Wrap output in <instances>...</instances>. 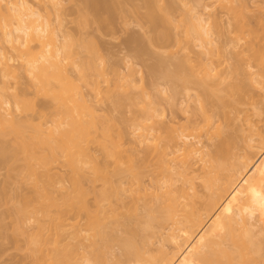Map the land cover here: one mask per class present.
<instances>
[{
	"label": "rangeland",
	"instance_id": "obj_1",
	"mask_svg": "<svg viewBox=\"0 0 264 264\" xmlns=\"http://www.w3.org/2000/svg\"><path fill=\"white\" fill-rule=\"evenodd\" d=\"M29 1L30 2L31 1L36 2V0H29ZM145 1L146 0H142V1L141 0H94V1L89 0V2H87V0H84V1L83 0H62V2H61V0H59L60 6L62 5L61 6L62 9L60 10L62 12V14L60 15V17H59L60 20L58 19V21L61 22V28H62V31L64 32V35L62 37L63 39L58 38L57 41L55 40V42L58 43L59 40L65 41V44L66 43L68 44L67 45L68 49L70 48L69 45H71L72 52L70 50L69 51L73 54V55L72 54L71 55L73 56V59H74L73 60L71 57V60L75 62L76 60L79 59L77 61L79 64L77 62L76 63L73 62V64L70 61H69V63L67 62L68 64L66 63V66H68L69 69L66 66H65V69H66V71L68 70L67 72L69 74H71L72 79L75 80L73 82L75 84L77 83L76 85L80 87L79 89H81L80 91H82V95L84 96V99L87 102L85 104L88 105V107L85 105L86 107L84 106L85 107L84 108L83 107L84 104L79 105L80 102L77 103L75 101L74 102L75 104L71 102V105L74 104V106L73 105L71 106V105H68V104H70L69 100H67L68 104H66V107L68 109L72 108L71 110L73 111L74 114L77 113L76 117H78V115H79L78 118H76L75 116H74L75 118L72 117V120L76 121V122L79 121L78 123H80V126L82 127L83 134H85V131H86V134H85L86 137L83 136L84 139H81V141L83 140L82 141L83 144L80 143L81 141L79 142L80 146H81V144H82V146L79 147V145H78L79 151L77 152L78 158L80 156L84 162L79 158L80 162L78 164V166H79V169H77L78 172L74 171V173H71L73 171V168H74V170H76L75 167L67 168V165L65 166L64 165L65 163L64 162H63L64 164L62 163L63 159L59 158V157H61L59 154L58 159H57V156H55L57 161H55L56 159H53L54 157H52L51 159L48 158L47 161H49V163L52 166L48 167V164H47L44 167H41V163H39V164H35V166H37L36 169L38 168V165H39L40 168L38 170H40V169L42 170L43 168H44L43 170H46L45 167L47 166L50 169V170L48 169L49 170L48 172L50 174H52L54 178H57L59 176L58 178H60L62 180L61 181L60 179L57 180V179L52 178L53 180H56L54 182H56L57 185H60L57 183V181L61 182V183L65 181L62 184V186H63V188L66 187V189H68V191L70 189L72 190V188L74 186V188H76V189L73 188V190H75L74 194L78 195V196L77 195L76 196H77V198H79L81 204L82 205H86V204L89 205L87 214H88V217L90 216L89 218H91V216L96 215L94 213L95 210H94V195H93L95 185L93 186V184H95V183L97 185H99V184H98V182H95L94 180L92 181V179H93L92 175H93L94 171L98 170L97 166L99 167V169H101L105 165L106 168L104 166L103 169L105 168V170H108L107 172H111L113 174L112 179L122 178L121 180H123V182L126 183V182L130 181L131 176L129 175V177H128L127 173H129V172L127 170L124 171L123 169L127 168L128 165H131V166H133L135 171L139 172V174H140L139 175V181H140L141 185L144 186V188L149 189L152 186L155 188L157 186H161V184H160L161 180H158V179L164 178V177H161L162 175L163 176L165 175V177H167L172 172L171 171L170 172H164V174H162L161 173L162 171L159 169L160 166L156 167V165H155L156 161H159L158 160L159 158L157 159V157H159V156H157V153L160 152L162 149H164V146H166V145H168V146H166V147H168L167 150H170L169 146H172V147L174 146V145H172V142H171L172 140L170 139V135L172 133L170 131L168 134V131H169L168 129H171V127L179 126L176 129L181 130V128H180L181 125L187 124L186 121L190 120L192 128L194 129V127H196V128L198 127V129H194V130L190 129L192 131H190V130L185 131L184 130L182 133L184 134V132L188 131L187 134H189L190 132H192L193 134H196L194 138L198 139L201 142V145L208 146L207 147V148H209L208 150L212 151L213 153L216 154V156H218V160H219V162H221L223 164V166H224L225 161L221 160V158L225 159V160L228 159L227 160L228 163L225 162V166H227V167L224 166L225 170L223 168V170L219 171L221 173V176L219 175L220 174L219 172H218L219 174H217V176H219L218 177L219 178V180H218L219 184H220V182L223 181L225 183V185H224V183H222L224 185V186L223 185L222 186L226 187L227 186L226 183L229 184L228 181H230V183H231V179L227 180V178L233 177L232 180L235 179V177H234L235 173L238 171L236 173V179H238L240 181H238L239 183H237V180L235 179L234 183H231L232 187L233 188L237 187V189H241V193L245 194L246 196H247V194H249L250 195V197L248 196L249 198L252 197L250 199L251 201L248 202L246 200L245 195L244 196L241 195L242 197H245L244 199L243 198L242 199L246 200V202H248V204H244V201H243L242 205L244 206V208L240 209V213L241 212H243V213L241 215L240 214L239 215L243 218V220H245L249 224L253 225L254 229L256 231H261V232H259L260 234H257L258 236H255V238H257V239L259 238L261 240L258 243L259 246H261V244H262V246L264 247V242H263L264 241V142H262V140L264 139V86H262V84L261 85L256 84V86H257L256 87L255 82H252L254 79L259 80L260 74L261 75H262V73L264 74V67L261 68L262 65L264 66V54L262 52V51H264V0H230L231 3H230V1L227 2V0H224V1L223 0H200L201 3L198 2V0H170V2L167 0H163V2H164L163 4H162V0L161 1L159 0V2H161V4L159 3L160 4L159 6L162 7L163 11L160 10V8H158L159 6H156L153 3H152V6L155 5L160 10V12L163 13V16L166 15L167 21H169V23H170V24L166 23L167 22V21L165 22L166 19L164 20L162 18L163 16H161L162 13L160 14L158 9H156V7L153 6V8H154L153 12H155L153 14L155 16L157 15V17H155V18H157V21H158L157 23L160 25L155 23L156 20H154L155 25H153V23L151 22L152 19H150V21L148 20L150 17H149V14H147V12L149 10L147 11L144 8L146 6ZM37 2H40L39 7H41V12L44 9L42 6H44V4L46 5L44 7H47L48 10L45 11V9H44V12H42L43 13L42 15L46 17V15L44 13L49 11L50 17H48L49 15L47 13V15H48L47 19L51 22L52 26L54 24L57 25V22H58L57 18L53 14L54 12L50 8V4H48V0H39V1L37 0ZM221 2H223V3H221ZM224 2L226 3V5ZM84 3H86V5ZM167 3H170L172 7L170 5H168ZM87 4H89V5H87ZM197 4H198V6H197ZM232 4H233V6H231ZM167 5H168V7H167ZM189 5H191V7L197 6L196 7L197 10L198 11L200 10V12L202 11V13L204 12L203 7H205V6L207 7V9H206L207 11L205 10L203 15L205 16V19L207 20V22L209 19L208 23H210V24L209 25L207 24V25L208 26L212 25L210 27H207V28H210V30H211L212 35L210 33L209 39L212 42H210V44H209L210 47H209V45L207 46V48L209 47V50L204 46H202V47L207 49L208 51L204 50L207 52H209L212 49L210 51L211 53L209 52V54H207V53L205 54V52L203 51L204 48H202L200 50V48L198 47L199 43L197 42V40L195 41V39H194V37L196 38V35L194 36V34H195L194 29H192L191 25L189 26V24H186V23H191V21L189 20L190 18L188 16L189 12L185 11L186 9L188 10L190 8ZM184 6H185V9H183ZM186 6H188V8ZM241 6H242V8H241ZM163 7L167 8V9H165L166 12H164ZM234 7H235V9H234ZM146 8H147V6H146ZM50 10L52 11V13ZM84 10H85V12H84ZM185 12H187L188 15L184 14ZM164 13H168L169 17H171V18H169L168 15L164 14ZM207 13H209V14L207 15ZM159 14H160V16H159ZM213 14H216V16L218 18H216V16H215V18H213ZM84 15H85V17H82ZM184 15H187L184 17L185 19L183 18ZM158 16L161 19H163L164 24H163V22L160 23L161 19H158L159 18ZM209 16H211V17H209ZM230 16H232V17L229 18ZM233 17L236 18L237 22L239 19V23L235 22L236 20H234ZM82 18L83 19L85 18V20H83ZM168 18H169V20H168ZM186 18L190 22L186 21ZM211 18L214 20L217 19L219 22L217 21L216 22L217 24L214 25L213 20ZM228 18H229V20L232 19L234 21L231 20L230 21L231 23H230L227 20ZM257 18H259L258 21L260 23L257 21ZM55 19H56V21H55ZM170 20H172V21H170ZM178 21H180V22H178ZM255 21H257V22H255ZM81 22H83L82 23L83 25L81 24ZM85 22H86V24H85ZM149 22H150V24H149ZM232 22L234 23L232 28H234V25H236V24H238L237 25L238 27L235 26L236 28H234V29L230 28L232 26ZM227 23H229V24L227 25ZM184 24H186V25H184ZM218 24H220L218 26V28H220V29H218L216 27ZM56 25H54V26H56ZM155 26L157 28H155ZM228 26H229V28H228ZM240 26L243 27V28H241V34L238 33V31L240 30L239 29ZM212 27H213V29H211ZM214 27H216L217 32L214 31L215 30ZM186 29H188L189 32L186 31ZM250 29H252V31ZM232 30H233V32H232ZM192 32H194V33H192ZM161 35H163V36L161 37ZM235 35H237V37ZM69 36H70V38H69ZM156 36H157V38H156ZM166 36H167V38H166ZM238 36L239 37L243 36V37H241L240 38L241 40H240ZM77 38H78V42L74 43V41H77ZM159 38H161V39L159 40ZM233 38L234 39L236 38L237 40L236 39L233 40ZM156 39L159 40V42ZM162 39H163V41H162ZM229 39H230V44H229ZM231 40H232V42H231ZM70 41L72 43H70ZM83 41L84 42L88 41L89 43L86 45ZM93 41H94V44H96V45L93 46L92 49H93V51L95 48L98 49V50L95 49V51L98 53H96L95 51L93 52L91 49V46L94 45ZM226 41H228L227 42L228 44L226 43ZM233 41L234 42L237 41V42L234 43ZM244 41H245V43H244ZM167 42H169V43H167ZM238 42H240V43H238ZM248 42L249 43L251 42V45L254 43L255 46L252 45V48H251L249 46V44H247ZM77 43L81 44V48H80V45H78ZM88 45L90 48L87 51ZM166 45H167V47H166ZM235 45L237 47H235ZM72 46L73 47L75 46V48L78 47L77 48L78 52ZM82 46H84L85 48ZM211 46H212V48H211ZM246 47H248V48H246ZM5 48H7V47L5 46ZM159 48H161V49H159ZM164 48L166 49V51ZM249 48H251L254 51H255L254 48H256V50L258 48V50L255 52L257 54H259L260 57H258L259 55H257V54L255 55V52L253 51L254 57H252V54L250 53L251 54V56H250L251 58H250L249 52H251L252 50ZM157 49H158V51H157ZM244 49L247 52L243 51ZM74 50L76 53H74ZM90 50H91V52H89ZM238 50L240 52L243 51L242 53L245 52L242 55V57H240L242 53L241 54H240V52L236 53ZM201 51H203V52H201ZM186 52H189V54H187V55H189L190 57L189 58L186 57L187 61L185 64L184 60H186L185 59V53ZM259 52H261V53H259ZM77 53H78V55H77ZM168 53L169 54L171 53V54L169 55ZM161 54L162 55L167 54L166 55L167 58L165 57V55L162 56ZM210 54L212 56H210ZM261 54H263V55H261ZM236 55H237V57H236ZM262 56H263V58H262ZM255 57H256V59L262 58L263 61H261L262 63L259 64L261 66H259V65L257 66V62H259V60H261V59H258L257 61H256V59H252ZM91 58H94V59H91ZM164 58H166V59H164ZM238 58H240V59H238ZM248 58H249V60H248ZM167 59H168V61H167ZM178 59H180V60H178ZM93 60H95V61H93ZM176 60H178V61L176 62ZM188 60H191V62ZM240 60H242V61H240ZM101 61H103V62H101ZM159 61H161V62H159ZM164 61H165V63H164ZM181 61H183V62H181ZM193 61L198 62L197 64L207 63L211 68H214L212 70L213 76L210 78V81L212 82V80H214V79H215V81L221 80L219 84L217 83V85H219L218 86L219 88L217 87V85H216V88L222 89V90L220 89L221 91L218 90L219 92H221L222 95L221 94L220 95H209V96L202 95L203 93L199 92L202 89L200 88L201 90H199L198 87H196V89H195L193 84L191 85L190 82H189V84L187 82V84L184 87V85L181 86L179 81H177L173 77H172V79L176 80V82H178V83H175V81L170 79V77L172 76V73L174 72L173 70H175L174 69L175 63L173 64L171 62H176L177 64L180 62H181L180 64L183 63L182 68L185 64L186 70L188 69L187 70V73H189L188 76H190L191 71L189 70V68H187V66H188L187 63L188 62L192 63ZM251 61L253 63L255 61V64L250 65L249 62L251 63ZM91 62H93V64H91ZM127 62H128V64H127L128 66H126ZM12 63H13V65H12ZM22 63L23 62L21 61V59L19 60V58H13V61L11 60V62H9V64L12 66L11 70L13 68L12 71L16 74V77L14 76V74H13V77L10 76L12 74H9V76H5V77L0 76V82H1V78H2V82H5V84L9 87V89L7 90V92H5L4 95L8 98L9 101H11V104H13L12 102H14V101H12V97H13L12 95H14V93H16L15 95L20 94L18 96L23 99V100H20V101H24V102H21V103H24L23 107L22 108L20 107L22 109V110L20 109L21 112L20 111H18V113L16 112L17 115H16V117L14 116L17 120L20 119V120H23L24 122H25V120H24L25 118H26V120L28 119L25 122V124H27L29 122L27 124V126L25 124L22 125L23 122L22 123L20 122L21 125L23 126V129H25L26 127H27V129H29L32 126V129H35V130L37 129V132L38 131L41 132V130L38 128V127H40L39 125H41L43 127V129L46 126H48L49 128H47V129H49V130L45 129L41 133L38 132L40 134L39 135L36 131H33L31 129L25 131L21 128L23 130V131L21 130L22 134L20 132L21 137H20V134L18 137H15L12 133L8 134L7 131L5 132V133H7V135L5 133H4L5 135H3L0 132V154H2V151L4 150L3 154L0 156V159H1V157L3 158L4 156H7V157H4L5 159L3 158L0 160V264H32L31 263L32 258L29 257V255H31L32 253H31V250H29L30 246L28 244H29V242L31 243L33 230L30 228L29 224L25 225L24 223L22 224V226L20 225L19 230L17 229V228H19V225L18 226L15 225V217H14L13 208H12V206L14 205L13 202H16V204L18 202V195H19L20 191H23L24 193L26 191L27 192L29 191L30 193L26 192L27 194L25 193V195L26 196L29 195L31 197L33 196V188H32L31 181L27 180L28 178H26V176L29 172V168L25 169V171H21L24 168H26V166L28 167L27 162H29L31 160V158H30V160L27 161L28 157H26L24 152H23L22 144L24 145V144L29 143V141L32 140V139H29V136L34 137L36 135L37 137H36V139L33 138L34 139L33 141L38 142L39 144L43 143V145L40 144V146L42 147L41 148L39 146V144H37L36 147L37 148L39 147V148L38 149L37 148L32 149L31 152H32V154L36 153L35 158H38L39 155H37V154H41V155L43 154L44 157H43V155L42 156L40 155V157L46 159L45 154L47 155L48 153H50V150L48 149L49 150V152H48V150L46 149L49 147V145L46 143H50L51 145H53L56 142L55 141L56 139L54 140L55 142L52 141L54 135L52 136L49 133V131H51L50 127L52 129L53 126H55V127L58 126V124H59L58 122H60V123L62 122L61 126H59L60 129L57 127L60 131L66 127L64 124V122H66V120H63L62 116H61L62 114H60V112L65 108V106L59 108V106H61V105L57 104L58 100L56 101V97L54 98V96L51 94L44 96L45 94L43 95V89H41L42 90V92H41L40 88L38 87V89L40 90L39 91L37 89V86H35L36 83L33 84L34 81L32 82V80L28 77V75H26L25 70H23L24 67L22 66ZM168 63L171 65H169ZM246 63L249 65H247ZM16 64H19L21 67L19 65L16 66ZM74 64H75V66H74ZM76 64H78V65H76ZM197 64L194 63V65H197ZM236 64H238V65L236 66ZM132 65H134V66H132ZM172 65H173V70H171ZM70 66H72V67H70ZM73 66H74V68H73ZM130 66H131V71H132V74L134 77L132 75L128 77V75H127V72H129V70H127V69H129ZM251 66H254V67H251ZM125 67H128V68H125ZM195 67H197V66H195ZM133 68H136V69L134 70ZM241 68L243 70L245 68L246 69L243 71ZM255 68H259V69L254 70ZM96 69H97V72H96ZM125 69H126V71H125ZM238 69H240V70L237 71ZM262 69H263V71H262ZM103 70H104V72H103ZM234 70L237 72H235ZM259 70H260V72H259ZM165 71H166V73H165ZM183 71H184V68H183ZM216 71L219 73V75ZM245 71H246V73L244 74ZM185 72H183V73L185 74ZM197 72H199V69L197 70ZM257 72H259V73H257ZM90 73H92V74H90ZM98 73H100L101 75ZM170 73H171V75L168 77V75ZM256 73L259 76H257ZM250 74H251V77L253 78L252 81L250 79L251 77H249ZM253 74H254V76H253ZM95 75H96V77H95ZM81 76L84 78L79 79ZM125 76H127V77H125ZM199 76H201V75L199 74ZM214 76H215V78L212 79ZM218 76H219V78H218ZM216 78H218V79H216ZM250 81L252 82V84L250 83ZM121 82H123L122 85H121ZM211 82H209L210 85H211ZM53 83H51V84H53ZM139 83H140V85H139ZM232 83H234V84L236 83L237 86H240V85L243 86V87L240 86L238 89H240V88L242 89V88L246 87V89L244 88L245 90H247L246 93L244 95H242L241 89L240 90L237 89V90H235L236 92L231 91L232 94H236L238 91H240L236 95L228 94L229 92L227 91V88H228V90L230 88L232 89V87H229L228 85L230 84L232 86ZM57 84H54V86H56ZM141 84H142V86H141ZM215 84H212L214 89H216L214 87ZM179 86L181 88H179ZM188 87L190 88V89H188L190 94L194 95L193 92H195L197 94L200 93L199 99L200 100L203 99L202 102L205 104V105H203V107L205 106L204 108H202V109L200 108L201 110L198 108V103H197L198 101H196L194 98H192L193 95L190 98H186V95L184 96V93L186 94V92H187V94H188V91H186L184 93H183V91L187 90ZM193 87H194V89H193ZM140 88L144 89V91L146 93L143 90L141 91ZM184 88H186V89L184 90ZM197 88L199 91H197ZM209 89H212V88H209ZM214 89H213V91H215ZM223 90H226V92H228V93H226V92L224 93ZM243 90H242V92L245 91V90L244 91ZM176 91H178V93ZM140 92H142V94ZM215 94H217V92ZM219 102H222V103H219ZM76 103H77V105H79L81 107L77 108ZM147 104H149V106ZM31 105L33 108L31 107ZM73 107L75 108L74 110H73ZM143 107H144V110L142 109ZM184 107L187 108V111H184V110H186ZM88 108H90V109L92 108L91 109L92 112H90V110ZM58 109H59V111H58ZM77 109H79V110H77ZM203 110H204V112H203ZM10 111H11L12 115L16 111V110H14L13 105H12ZM145 111H146V113L147 112H149V113L146 114ZM183 111L188 112V113L184 114ZM198 111H201V112H198ZM62 112L64 113V110ZM73 113H72V115H73ZM142 113H143V116H142ZM150 113L151 114L153 113L152 114L153 117L151 120L143 122L142 121L143 119H142V120H140V122L142 124L145 123L147 126L151 125V127L153 128L151 134H152V138H154V141H153V143H151L152 141L150 140L148 143H146V144L144 143L141 145L140 143H138V140L136 137L138 135V134H136V132L137 133L139 132V131H137L136 126L140 123L139 122L140 118L149 117ZM200 113L203 115H201ZM56 114L58 116H56ZM139 115H141L142 117ZM205 115H206V117H205ZM80 116H81V118H80ZM186 117H188V119ZM206 118L208 119V121L206 120L208 123H206L204 120ZM153 120H155L154 123L158 122L157 125H153L154 124V123H152ZM36 123L37 124L39 123V125H37ZM30 124H31V126H29ZM62 125H63V127H62ZM216 125H218V126H216ZM24 126H25V128H24ZM155 126L156 127L158 126L160 128V130L159 129L157 130L158 127L155 128ZM164 127H166L165 130H164ZM213 127L217 128L218 131L215 130V128H213ZM57 128L55 129L57 131V133L55 132L56 134H58V132H59V130ZM189 128H191V127H189ZM219 128H220V130H219ZM0 129H1V127H0ZM85 129H87V130H85ZM46 130L48 132L47 135L50 134L52 137V140L50 139V137L45 135V133H43ZM89 130L92 133H90ZM206 130H207V132H206ZM214 131L218 132L217 136H216V132H214ZM220 131H222V132H220ZM52 132H54V130H52ZM87 132L93 136H91V135L89 136ZM10 134H12V135L9 136ZM56 134H55V137H58V135H56ZM197 134H198V137H196ZM87 135H88V137H87ZM192 136H194V135H192ZM47 137H48V139L51 140V142L50 141L47 142L48 141V139L46 140ZM94 137H95V139H94ZM260 137H261V140H259ZM262 137H263V139H262ZM90 138H92V139H90ZM249 138H251L252 140ZM15 139L17 140V142ZM87 139H89V140H87ZM27 140H29V141L27 142ZM37 140H40V141H37ZM44 140H46V142H44ZM92 140H93V142H92ZM169 140H171V141H169ZM225 140L228 142V144H226L227 142ZM33 141H30V142H33ZM87 141H88V143H86ZM90 141H91V143H90ZM191 141H194V139ZM221 141L222 142L224 141L225 143H222ZM155 143L157 144L158 147L160 146V149L158 148L160 151L158 149H156L154 151L155 148H153V147H155L154 146V145H156ZM221 143L224 146L226 145L225 149L223 148L224 146L222 147ZM162 144H164V145H162ZM218 144L221 146L219 147ZM104 145H105V147H104ZM250 145H251V147H249ZM161 147H162V149H161ZM221 147L224 150L228 149L226 151V153L222 152L223 149ZM7 149H8V151H7ZM110 149H111V151H110ZM172 149H174V148H172ZM80 151L82 152V154ZM107 151H108V153H107ZM156 151H158V152H156ZM58 152H59V150H58ZM5 153H6V155H5ZM20 153H21V155L23 154V156H21ZM56 153H54V155L58 154V153L57 154ZM86 154H88L90 157ZM108 154L110 155V157ZM111 154H113V155H111ZM221 154H222V156H221ZM48 155H47V157L51 156V154H50V156H48ZM158 155H159V153H158ZM223 155L225 157H223ZM227 155H229V156L226 157ZM24 156L26 159L23 158ZM34 156H35V154H34ZM91 156H93V157H91ZM120 156H121V158H120ZM219 156H221V158H219ZM11 157H12V159H11ZM14 159L17 161H15ZM22 159H25V160H23L24 162L27 161L26 165H24L25 163L22 162ZM93 159L95 162L93 161ZM115 159L116 160L118 159L117 163H116ZM246 159L249 161H247ZM88 160L89 161L91 160V161L89 162ZM10 161H11V163H9ZM20 161H21V163H20ZM37 161H38V159H37ZM246 162H249V165H250L251 170H252V172H250V171L249 172L253 174L252 175L253 179H251L252 177L251 178L247 177V180L242 178L244 176L245 172H244V170L242 171V168L240 165L244 166V163H246ZM13 163H15L16 165ZM43 163H44V161H43ZM80 163H82V164H80ZM54 164H56V165H54ZM87 164H89V165H87ZM116 164H119V166L121 165L119 167L120 169L123 168L122 170H120V169L118 170V171H120V173H118V171H117L118 168H117ZM158 164H159V162H158ZM198 164H201V165H198ZM204 164L200 163V162L194 164L193 168L191 169V170H193L192 173L189 172V176L187 175L189 178H191L190 174L193 176L191 178L193 191L192 192L189 191V192H190V194H192L194 192V195L192 196L193 198L190 197L189 200L192 204V207L197 208L195 212H191V213H195L193 215H196V216H193V215L192 216L194 218L200 217V219L204 223V224L202 223V225L204 226V229L206 228L205 230L202 231L203 233H205V236H203L204 234L202 235V232H201V235L204 238H199V236L197 234L200 235V233H194V235L192 237H193V239H196V238L199 239V240H197V239L196 240H197V243L199 242L198 246H200V247L202 246V244L204 242H207L206 244H203V246L204 247L206 246V248H207V244H209L208 249L210 247L211 249H209V250L211 252L217 254V255H220L221 251H223L224 248L226 249L228 247L229 248L227 250L229 252V250H233L234 247L236 246L237 248H235L233 250V252H235V251H237L236 249L239 248L238 246L240 244H238V243L245 241V239H243L242 236L240 237L239 234L237 235V233H239L241 231H239V229H237L236 226L233 228V230L229 231L228 228L224 225V223H222L223 225H219L221 222H223L222 219H220L221 220L220 223H219V220L215 221L216 218L219 219L218 217H216L217 211L213 212V211H215V210H213L212 212L214 214H212V212H211L212 209L210 211H209V209H208V211L205 210V208L207 209L206 205H207V202L209 200V195H208L209 190L205 188L204 183H206L207 179H212L211 177H213V179H214L215 177H214V174H207L206 169L208 167V164L206 163L205 164L206 167L203 168ZM42 165H44V164H42ZM249 165H247V166H249ZM54 166H55V168H54ZM80 167H82V168H80ZM228 167H229V169H228ZM14 168H15V172H13ZM51 168L52 169L54 168L55 170L56 169L57 170L53 171ZM71 168H72V170H71ZM103 169H101L102 173L104 171ZM16 170H19L20 172L19 171L16 172ZM81 170H82V172H81ZM101 170H100V172H101ZM88 171L90 174L88 173ZM121 171L122 172L124 171L122 173V175H121ZM222 171H224V172L222 173ZM21 172H22V174L23 173L24 174L22 175ZM26 172H27V174H26ZM55 172L58 173V176L55 175L56 174ZM203 172H204V174H203ZM98 173H99V171H98ZM104 173H105V171H104ZM167 173H170V174H167ZM226 173H231V175L233 174L234 176L231 177V175L229 176ZM119 174H120V176H119ZM223 174H224V176H223ZM19 175L25 176V179H21L23 177H21V176L19 177ZM63 175L65 178L63 177ZM73 175H74V177H73ZM86 175L89 177H87ZM245 175H247V173ZM249 175L250 174H248V176ZM61 176H62V178H61ZM76 176H79V178H82L81 179L82 181L78 177L76 178ZM220 177H221V179H220ZM224 177H225V180H224ZM74 178H76L77 180L76 179L74 180ZM177 178H178V181L177 182L175 181V185H174L175 187L178 186L177 184H179V186H180V184L183 183L184 175L180 173ZM164 179H162V180H164ZM20 180L21 181L24 180V182H26V183H23V182L21 183V182H19ZM155 180H157L158 182H156ZM226 180H227V182H226ZM248 180H249V183L252 182L250 184V186H249L248 182L246 183V181H248ZM73 181H76L77 183L74 182V185H73ZM79 182H81V183H79ZM215 183H217V182H215ZM54 184L55 183H53L52 186L55 188V190L56 189L58 190V188H59V191L61 192L62 187L58 186V188H57V185H54ZM83 184H85V185H83ZM156 184H157V186H156ZM240 184H241L242 188H238V187H240L239 186ZM64 185H66V186H64ZM13 187L15 188V190ZM96 188H98V187L96 186ZM246 189L248 190L247 194H246V191H247ZM243 190H246L245 193ZM59 191H58V193H59ZM78 191H80V192H78ZM149 191L151 192L152 189H150ZM23 192L22 193L20 192V195H22ZM81 192L84 194H82ZM150 192L149 193H148V191L145 192V194L142 195L140 197V199H136V200L133 199L132 196H122V200L116 202V207H115L116 212L114 213L115 215L112 216V215L108 214V218H107V215H105L107 219H105V220L103 219V221H105V224L103 223V227L96 226V223H95V227H94V225H92V224L90 225L87 223L88 227L90 229L87 228V225H86V229H84L85 228L84 225L86 224L85 222L87 221L86 214H84V211H82V210H79L77 212L75 211L73 214L76 216V218L72 219V221H69V222H72L74 224V228H77L76 226H78V228H80V230L82 229L83 232L80 233L81 232L80 231L79 232L80 235H78V237H80V241L82 240V242L79 241L80 242L79 243V242L73 241L71 238L69 239L70 233L74 230L73 227L72 228L69 227V230L68 229L65 230L64 235H66V232H68V234H69V235L68 234L66 235V236H68L67 237L68 240L65 236V238L61 242H65L67 240V241L74 242V243L76 242V244L79 243L78 247L75 244V248H73V249H76V247L79 248L78 249L79 252H77V254H80V252L83 253V254H80L81 259H83L82 255L84 256L86 254L87 255L86 258H88V256L90 259H92V257L95 258L97 264H152V261L154 259H156V262L161 260L165 264H170V260H174L176 258L178 259L176 261L179 262L181 257L183 258V256H184V251L186 252L187 251L186 249L189 248V247H185L184 242H185V240H186V242L188 240V243H189L190 240L187 239L188 237L186 238V236H185L186 234L184 235V233H186V231L181 229L182 226L179 227V224H176L175 226L178 229L173 225L172 226L174 228H172V226L169 225L170 222L165 221V220L162 221V216L164 215L162 208H161L162 198L160 199V197H159L158 199L155 200L153 196L149 195ZM238 192H240V191H238ZM241 193H239V194H241ZM12 195H13L14 199H12L13 198ZM4 200H7V202ZM9 202H10V204H9ZM11 202H12V204H11ZM158 202H159V204H158ZM83 203H86V204H83ZM232 207H234V206H232ZM230 209L233 210V208H231V207H230ZM93 210H94V212H93ZM160 210H161V212H160ZM193 210H195V209H193ZM204 210H205V212H203ZM250 210L252 211V216L249 215ZM112 212H114V211H112ZM208 212H210V213H208ZM10 213H12L13 215ZM89 213H90V215H89ZM159 213H161V215H159ZM199 213H202L203 215L202 214L200 215ZM205 213L207 214V219H206ZM208 214L210 217L208 216ZM230 214L233 215L232 212ZM214 215L216 218L213 217ZM234 215H235L234 217L237 218V211H236V213H234ZM153 216H155V217H153ZM217 216H219V214ZM210 218H211V220H210ZM91 219L94 221L93 218H91ZM91 221H90V223H92ZM211 221H213V224L215 222H217V224L219 223L218 226H217V224H214L215 225V227H214V225L211 224L212 223ZM83 223H85V224H83ZM210 226H213V227H210ZM219 226H220V230H219ZM170 227H171V229H170ZM183 227H184V225H183ZM22 228H23V231L21 230ZM66 228H68V227H66ZM159 228H160V230H159ZM193 228H194V226L192 227L191 230H193ZM175 229H177V230H175ZM234 229L237 230L236 231L237 233L235 232ZM16 230H18V231H16ZM94 230L95 231L99 230V232H95ZM101 230L102 231L104 230L103 233L105 232V234H103V235H105V238H103L101 236L100 237L103 238L105 241L104 240L100 241L98 239L99 233H100V235L102 234ZM152 231H154V233H156L157 235L153 234ZM195 231H196V229H194L193 232H195ZM204 231H206V232H204ZM19 232H21V234ZM214 232H215V235H214ZM169 234H172L173 237L170 238V240L166 241L164 236L166 237V235H169ZM233 234L235 235L234 237H232ZM159 235H162V237L164 238V246L165 247L162 251L158 250V245L156 243V240H157L156 238H158ZM70 236L72 237V235H70ZM196 236H198V237H196ZM78 237H77V239H79ZM147 237H148V239L145 240V238H147ZM194 237H196V238H194ZM213 238H215V239L213 240ZM233 238H235L234 242L231 240ZM75 239H76V237H75ZM200 239L203 241H201ZM240 239L243 241H241ZM257 239H256V241L254 239V241L256 243L258 242ZM145 241H150V242L148 243V245L144 246L143 243ZM235 241H237L236 245H235ZM61 242H60V245L62 244ZM260 242H262V243H260ZM200 243H201V245H200ZM232 243H234V244H232ZM243 243L246 244L247 241L243 242ZM82 244H84L85 246H83ZM127 244L132 245V248L130 246L131 249H129V250H132V255H130L129 250H128V254L130 257L129 256L125 257L128 259V260L127 259L125 260L124 256H121L120 253L122 252L121 250L124 251L125 248H126V250L128 249ZM81 245H82V247L80 249L79 246H81ZM125 245H127V247ZM230 245H232L233 247H230ZM25 246H26V248H25ZM62 246H65V245L63 244ZM180 246H182L181 248H183V249H181V250H183V252L181 250H179ZM241 246L242 245H240V247ZM71 247H73V245H71ZM200 247H199V249H200ZM263 247H261V248H263ZM241 250L243 251V249H241ZM242 251L239 250V251H237V253L240 252V254H242L241 253ZM181 252L183 255L181 254ZM123 253L126 254L125 252H123ZM260 253L262 255L261 257H263L262 258V261H263L264 260V248L260 251ZM180 254L182 255L181 257H180ZM234 254L236 256V252ZM249 254H251V253H249ZM252 254L248 255V256H252ZM170 256H171V259H169ZM237 256H238V254H237ZM162 258L164 260H162ZM81 259H80V262L82 261ZM258 261H259L258 264H260V262L262 264V261L260 258ZM180 262H181V264H185L184 258H183V261L181 259ZM180 262H179V264H180ZM251 262H253V260ZM251 262H249L248 264H255L256 263V262H254V263H251ZM263 264H264V261H263Z\"/></svg>",
	"mask_w": 264,
	"mask_h": 264
},
{
	"label": "bare ground",
	"instance_id": "obj_2",
	"mask_svg": "<svg viewBox=\"0 0 264 264\" xmlns=\"http://www.w3.org/2000/svg\"><path fill=\"white\" fill-rule=\"evenodd\" d=\"M39 1V0H38ZM84 1V0H83ZM94 1V0H93ZM142 1V0H141ZM161 1V0H160ZM167 1H169L170 2V0H167ZM224 1V0H223ZM228 1H230V0H227V2ZM61 2H62V0H61ZM87 2H89V0H87ZM96 2V1H95ZM197 2V1H196ZM198 2H200L201 3V1L200 0H198ZM233 2V1H232ZM39 3L40 2H37V0H36V2H34V1H29V0H0V76H2V77H5V76H9V74H12V75H10L11 77H13V74H14V76L16 77V74L12 71L13 70V68H12V70H11V65L9 64V62H11V60L13 61V58H19V60L21 59V61L23 62L22 63V66L24 67V69L23 70H25V73H26V75H28V77L32 80V82H33V84L34 83H36V85L35 86H37V89H38V87L40 88V90L41 89H43V95L44 96H46V95H53L54 96V98L56 97V101L58 100V105L60 104L61 106H59V108L60 107H63V106H65V108L63 109L64 110V113L61 111L60 112V114H62L61 116H62V119L63 120H66V122H64V124H65V128H63V130H59L60 129V127L59 126H61V123L60 122H58L59 124H58V126H53L52 127V129H51V127H50V130L51 131H49V133L53 136V140H52V137H51V135L49 134V135H47L48 134V132H47V130H49V129H47V128H49L48 126H46L44 129H43V127L41 126V125H39V123L37 124V125H39L40 127H38L40 130H41V132L42 131H44L45 129H47L45 132H43V133H45V135H47L48 137H50V139L52 140V141H54L55 139V143L53 144V145H51L50 143H46V144H48L49 145V147L48 148H46L47 150L49 149L50 150V153H48L47 155L48 156H50V154H51V156L50 157H47V155L45 154V157H46V159H44V158H42V157H40V155L41 154H37V155H39L38 156V158H35L36 157V153H33L32 154V149H36L37 147H36V145L37 144H39L38 142H35V141H33L34 139L33 138H35L36 139V135L33 137H30L29 136V139H32V140H30V141H33V142H30L29 140H27V142L29 141V143H27V144H22V148H23V152H24V154H25V156L26 157H28V159H27V161H29L30 160V158H31V162L29 161V162H27V161H23V160H25L26 158H25V156L23 157V158H25V159H22V162L23 163H25L24 165H26V162H27V165H28V167L26 166V168H24L23 170H21V171H25V169H28L29 168V172H28V174H27V172H26V174H27V176H26V178H28L27 180H30L31 181V184H32V188H33V196L31 197V196H26L25 195V193L27 192H23V191H20L21 193L23 192V194L22 195H20V192H19V195H18V202H17V204H16V202H13V206H12V208H13V214H14V217H15V225L16 226H18L19 225V228H17L18 230L20 229V225L22 226V224L24 223L25 225L26 224H29L30 225V228L33 230V233H32V240H31V243L29 242V246H30V249L29 250H31V255H29V257L30 258H32V261H31V263L32 264H97V262H96V260H95V258H93L92 257V259H90L89 258V256H88V258H86L87 257V255L85 256H83L82 255V257H83V259H81V256H80V254H83V253H81L80 252V254H77V252H79V248H77L78 247V245H79V243L80 242H82V240L80 241V237H78V235H80V233H82L83 231H82V229L80 230V228H78V226H76L77 228H74V224L72 223V222H69V221H72V219H75L76 218V216L73 214L75 211L77 212V211H79V210H82V211H84V214H86V217H87V221L85 222V223H83V224H85L84 226H85V228L84 229H86V225H87V228L88 229H90L89 227H88V224H92V225H94V227H95V223H96V226H100V227H103V223L105 224V221H103V219L105 220V219H107L108 218V214L109 215H115L114 213L116 212L115 210H116V202H118V201H121L122 200V196H132V198L133 199H140V197L142 196V195H144L145 194V192H147L148 191V193L150 192L149 190L150 189H152V191L150 192V194L149 195H151V196H153L154 197V199L156 200V199H158L159 197H160V199L162 198V202H161V208H162V211H163V213H164V215L162 216V221H168V222H170V226H175L176 224H179V227L180 226H182L181 227V229H183V230H185L186 231V233H184V235L186 236V238L187 239H189L190 240V242L188 243V240H187V242H186V240H185V242H184V244H185V247H189L188 249H186L187 251V253L184 251V256H183V258H184V263L185 264H248L249 262H251L252 260H253V262H251V263H254V262H256L257 264H258V260H259V258L261 259V261H262V258L263 257H261L262 255H261V253H260V251L264 248L263 246H262V244H261V246H259V241H261L259 238L257 239V238H255V236H258L257 234H260L259 232H261V231H256L255 229H254V226L253 225H251V224H249L248 222H246L245 220H243V218L240 216L243 212H241L240 213V209H242V208H244V206L242 205V203H243V201H244V204H248V202L249 201H251L250 199L252 198H249L250 197V195L249 194H247V192H248V188L246 189V190H243L244 191V193H245V191H246V194H247V196L245 195V194H243V193H241V189H237V187H235V188H233L232 187V185H231V183H234V181H235V179H236V173L238 172H236L235 173V176L232 174L231 175V173H226L227 175H231V177L232 176H234L235 177V179H233L232 180V178H227L226 176V178H227V180H229V179H231V183H230V181H228V183L229 184H227L226 183V185L229 187L230 185V187L228 188L227 186L226 187H223L224 185H225V183L222 181V182H220V184H219V182H218V180H219V176H217V174H219L220 172L219 171H221V170H223V168H224V170H225V167H227V166H225V162H227L228 163V159L227 160H225V159H222L221 158V156H222V154H221V156H219V158H221V160H223V161H225L224 162V166H223V164L221 163V162H219V160H218V156H216V154L215 153H213L212 151H210V150H208L209 148H207L208 146H206V145H201V142L198 140V139H195L194 137H195V135L196 134H193L192 132H190L189 134H187L188 133V131L187 132H184V134L182 133L184 130L186 131V130H190V129H192V130H194V129H198V127L196 128V127H194V129L192 128V126H191V123H190V120L188 121L187 119H188V117H186L187 119V121H186V123L187 124H183V125H181V130L179 129V130H177L176 128L177 127H179V126H177V127H171V129H168L169 131H168V134H169V132L171 131V135H170V139L172 140H169V141H171L172 142V145H174L173 147L172 146H169V149L170 150H167L168 149V147H166V146H168V145H166V146H164V149H162V147H161V151L159 150L160 149V146L158 147L157 146V144L156 145H154L155 147H153V148H155L154 149V151L156 150V149H158L160 152H158V151H156V152H158L159 153V155H158V153H157V156H159V157H157V159L159 160V161H156V167H158V166H160L159 167V169L162 171H160L162 174H164V172H172L171 174L170 173H167V174H170V175H168L167 177H165V175L163 176H161V177H164V178H157L158 180H161L159 183L161 184V186H157V184H156V188L155 187H151V188H149V189H147V188H144V186H142L141 185V183H140V181H139V172L138 171H135L134 170V168H133V166H131V165H128L127 166V168H125V169H123V168H119L120 166H119V164H116L117 165V171L120 169V170H127L129 173H127L128 175V177H129V175L131 176V178H130V181H128V182H123V180H121L122 178H120V179H118V178H115V179H112L113 177V174L111 173V172H107L108 170H105V168H106V166H105V168L103 169V167L101 168V169H103L104 171H105V173H104V171H103V173H102V170L101 169H99V167L97 166V168H98V170L97 171H94L93 172V175H92V181L94 180L95 182H98V184L99 185H97L96 183L95 184H93V186H94V191H93V195H94V210H95V212H94V210H93V212L96 214V215H93V216H91V218H93L94 219V221L91 219V218H89L88 217V208H89V205L88 204H86V203H83V204H86V205H82L81 204V202H80V200H79V198H77V196L74 194V192H75V190H73V188H74V186H73V188H72V190L70 191H68V189H66V187H64L63 188V186H62V184L65 182H58L57 181V183L58 184H60V185H57L56 184V182H54V181H56V180H53L52 178H54L53 177V175L52 174H50L48 171L50 170L48 167H50V166H52L50 163H49V161H47L48 160V158L49 159H51L52 157H54L53 159H56V157L55 156H57V159H58V155L60 154V156L61 157H59V158H61V159H63L62 160V163L66 166L67 165V168H69V167H75V169L76 170H74V168H73V171L71 172V173H74V171L76 172H78V170L77 169H79V166H78V164H79V162H80V160H79V158L83 161V159L79 156V158H78V151H79V147H81L82 146V144H83V140L81 141V139H84L83 138V136H85V134H86V131H85V134H83V131H82V127L80 126V123H78V122H76V121H73L72 120V117H76V114L77 113H73V111L70 109H68L67 107H66V104H68L67 102V100H69V102H70V104H68V105H71V102L72 103H74L75 101L78 103V102H80L79 103V105H82V104H84L83 105V107L86 105L87 107H88V105L87 104H85V103H87L86 102V100L84 99V96L82 95V91H80L81 89H79L80 87L79 86H77L73 81H75V80H73L72 79V76H71V74H69L67 71H66V69H65V66H66V63L68 62L69 63V61L73 64V62L74 61H72L71 60V57H72V59H73V54L71 53L72 52V50H71V45H69V49H68V47H67V43L65 44V41H61V40H59V42L58 43H56L55 42V40L57 41V39L59 38H61V39H63L62 37H63V35H64V32L62 31V28H61V22L60 21H58V19L60 20V15L62 14V12L60 11L61 9H62V5L60 6V2H59V0H48V4H50V8L52 9V11L54 12L53 14L55 15V17L57 18V25L56 24H54V25H56V26H52L51 25V22L47 19V16L50 14L49 13V11L48 12H45L44 14L46 15V17L45 16H43L42 14V12H44V9H45V11H47L48 10V8L47 7H44V6H46L45 4H44V6H42L43 8V11L41 12V7H39ZM45 3V2H44ZM91 3V2H90ZM146 3V4H145ZM145 5L147 6V8H146V6L144 7L148 12H147V14H149V21H150V19H152L151 20V22L153 23V25H155L154 24V20H156V22L155 23H157L158 21H157V18H155V17H157V15L155 16L153 13H155V12H153V6H159L160 4H161V2H159V0H146L145 1ZM152 3L153 4H155V5H153L152 6ZM160 3V4H159ZM164 2H163V0H162V4H163ZM221 3H223V2H221ZM225 3V2H224ZM230 3H231V1H230ZM239 3V2H238ZM62 4V3H61ZM85 5H86V3H84ZM93 4V3H92ZM166 4V3H165ZM168 5H170L171 6V4L170 3H167ZM188 4V3H187ZM242 4V3H241ZM87 5H89V4H87ZM168 5H167V7H168ZM186 5V4H185ZM193 5V4H192ZM201 5V4H200ZM225 5H226V3H225ZM230 5V4H229ZM245 5V4H244ZM113 6V5H112ZM155 6V7H156ZM190 6V8L187 10H185V11H187V12H189V15L187 14V12H185L184 14H187L188 16H189V20L191 21V23H186V24H189V26L191 25L192 26V29H194V31H195V34H194V36L196 35V38L194 37V39H195V41L197 40V42L199 43V45H198V47L200 48V50L202 49V48H204V47H206L207 48V46L210 44V42H212V41H210V39H209V37H210V33H211V30H210V28H207V27H210V26H212V25H210V26H208L210 23H208L209 22V19H208V22H207V20L205 19V16L203 15V13L205 12V10L207 9V7L205 6V7H203V13H202V11L200 12V10L198 11L197 10V6H198V4H197V6H192L191 7V5H189ZM231 6H233V4L231 5ZM230 6V7H231ZM239 6V5H238ZM91 7V6H90ZM172 7V6H171ZM170 7V8H171ZM187 8H188V6H186ZM200 7V6H199ZM224 7V6H223ZM227 7V6H226ZM225 7V8H226ZM83 8V7H82ZM87 8V7H86ZM85 8V9H86ZM158 8H160V10H162L163 11V9H162V7H158ZM157 7H156V9H158ZM164 8V12H166L165 11V9H167V8H165V7H163ZM228 8V7H227ZM241 8H242V6H241ZM141 9V8H140ZM183 9H185V6H184V8ZM210 9V8H209ZM234 9H235V7H234ZM160 10L158 9V11L160 12ZM182 10V9H181ZM231 10V9H230ZM51 11V10H50ZM52 11H51V13H52ZM63 11V10H62ZM207 11V10H206ZM81 12V11H80ZM79 12V13H80ZM84 12H85V10H84ZM89 12V11H88ZM158 12V13H159ZM170 12V11H169ZM209 12V11H208ZM47 13H48V15H47ZM83 13V12H82ZM96 13V12H95ZM94 13V14H95ZM162 12H160V14H161ZM181 13V12H180ZM81 14V13H80ZM79 14V15H80ZM87 14V13H86ZM146 14V15H147ZM157 14V13H156ZM160 14H159V16H160ZM164 14H167L168 15V17H169V14L168 13H164ZM182 14V13H181ZM209 13H207V15H208ZM82 15V14H81ZM80 15V16H81ZM187 15H184L183 16V18L185 17V16H187ZM158 16V17H159ZM161 16H163V13H162V15ZM182 16V15H181ZM215 16H216V14H213V18H215ZM237 16V15H236ZM48 17H50V15L48 16ZM82 17H85V15L84 16H82ZM87 17V16H86ZM167 16L166 15H164L162 18L165 20V22L167 21V18H166ZM209 17H211V16H209ZM232 16H230L229 18H231ZM155 18V19H154ZM169 18H171V17H169ZM169 18H168V20H169ZM216 18H218L217 16H216ZM229 18L227 19L229 22L232 20H229ZM234 18V17H233ZM83 19V18H82ZM158 19H161L160 17L158 18ZM163 19H161L160 20V23H162L163 22ZM185 19V18H184ZM212 19V18H211ZM210 19V20H211ZM81 20V19H80ZM83 20H85V18L83 19ZM147 20V21H148ZM213 20V24L214 25H216L217 23V19H212ZM234 20H236V18H234ZM234 20H232V21H234ZM256 20V19H255ZM259 20V18H257V21ZM55 21H56V19H55ZM62 21V20H61ZM170 21H172V20H170ZM184 21V20H183ZM186 21H188V19L186 18ZM190 21H188V22H190ZM227 21V22H228ZM242 21V20H241ZM257 21H255V22H257ZM53 22V21H52ZM88 22V21H87ZM178 22H180V21H178ZM185 22V21H184ZM219 22V21H218ZM235 22H237V20L235 21ZM259 22V21H258ZM83 22H81V24H82ZM166 23H169V21H167ZM231 23V22H230ZM237 23H239V19H238V22ZM260 23V22H259ZM85 24H86V22H85ZM149 24H150V22H149ZM158 24V23H157ZM163 24H164V22H163ZM170 24V23H169ZM186 24H184V25H186ZM208 24V25H207ZM229 23H227V25H228ZM233 22H232V26L230 27V28H232L233 27ZM246 24V23H245ZM83 25V24H82ZM158 25H160V24H158ZM168 25V24H167ZM220 24H218L216 27L218 28V26H219ZM231 25V24H230ZM238 24H236V25H234V28H236V27H238L237 26ZM157 26V25H156ZM155 26V28H157ZM170 26V25H169ZM173 26V25H172ZM236 26V27H235ZM153 27V26H152ZM171 27V26H170ZM216 27H214L215 28V32H217L216 31ZM154 28V29H155ZM159 28V27H158ZM188 28V27H187ZM191 28V27H190ZM228 28H229V26H228ZM234 28H232V29H234ZM241 28H243V27H241L240 26V30L238 31V33H240L241 34ZM245 28V27H244ZM211 29H213V27L211 28ZM218 29H220V28H218ZM230 30V29H229ZM245 30V29H244ZM251 31H252V29H250ZM163 31V30H162ZM161 31V32H162ZM167 31V30H166ZM165 31V32H166ZM169 31V30H168ZM186 31H188V29H186ZM185 31V32H186ZM228 31V30H227ZM237 31V30H236ZM164 32V31H163ZM189 32V31H188ZM230 32V31H229ZM232 32H233V30H232ZM254 32V31H253ZM63 33V34H62ZM167 33V32H166ZM192 33H194V32H192ZM191 33V34H192ZM249 33V32H248ZM158 34V33H157ZM164 34V33H163ZM170 34V33H169ZM235 34V33H234ZM211 35H212V33H211ZM163 35H161V37H162ZM232 36V35H231ZM236 37H237V35H235ZM245 36V35H244ZM233 37V36H232ZM239 37V36H238ZM241 37H243V36H241ZM241 37H239V39L241 38ZM69 38H70V36H69ZM68 38V39H69ZM156 38H157V36H156ZM166 38H167V36H166ZM67 39V40H68ZM72 39V38H71ZM161 38H159V40H160ZM165 39V38H164ZM169 39V38H168ZM236 39V38H235ZM234 38H233V40H235ZM238 39V40H239ZM243 39V38H242ZM245 39V38H244ZM66 40V41H67ZM73 40V39H72ZM76 40V39H75ZM81 40V39H80ZM84 40V39H83ZM157 40V39H156ZM159 40H157L158 42H159ZM171 40V39H170ZM237 40V39H236ZM241 40V39H240ZM61 41V42H60ZM162 41H163V39H162ZM248 41V40H247ZM251 41V40H250ZM69 42V41H68ZM75 42H78V38H77V41H74V43ZM81 42V41H80ZM84 42V41H83ZM87 42V43H86ZM86 42H84L86 45L89 43L88 41H86ZM161 42V41H160ZM228 41H226V43H227ZM231 42H232V40H231ZM234 42V41H233ZM237 42V41H236ZM236 42H234V43H236ZM252 42V41H251ZM251 42L249 43H247V44H249V46L252 48V45L253 46H255L254 45V43L251 45ZM70 43H72L71 41H70ZM69 43V44H70ZM82 43V42H81ZM83 43V44H84ZM91 43V42H90ZM167 43H169V42H167ZM238 43H240V42H238ZM244 43H245V41H244ZM78 44V43H77ZM84 44V45H85ZM93 44H94V41H93ZM212 44V43H211ZM228 44V43H227ZM229 44H230V39H229ZM75 45V44H74ZM78 45H80V48H81V44H78ZM96 44H94V45H92L91 46V49H92V47L93 46H95ZM168 45V44H167ZM167 45H166V47H167ZM232 45V44H231ZM234 45V44H233ZM5 46L7 47V48H5ZM169 46V45H168ZM197 46V45H196ZM202 46H204V47H202ZM240 46V45H239ZM246 46V45H245ZM248 46V45H247ZM73 47V46H72ZM82 47H84V46H82ZM97 47V46H96ZM158 47V46H157ZM160 47V46H159ZM209 47H210V45H209ZM209 47L207 48L208 50H209ZM233 47V46H232ZM235 47H237L236 45H235ZM234 47V48H235ZM73 48H75V46L73 47ZM78 48V47H77ZM77 48H75V50H77ZM85 48V47H84ZM83 48V49H84ZM87 51L89 50V45L87 46ZM211 48H212V46H211ZM246 48H248V47H246ZM251 48H249V49H251ZM96 49V48H95ZM95 49H94V51H95ZM159 49H161V48H159ZM165 49V48H164ZM207 49H203V51L204 50H207ZM255 49V51H257L258 50V48H257V50H256V48H254ZM71 52H70V51ZM75 50H74V53H76L75 52ZM96 50H98V49H96ZM207 50V51H208ZM212 50V49H211ZM210 50V51H211ZM252 50V49H251ZM262 50V49H261ZM80 51V50H79ZM92 51H93V49H92ZM93 51V52H94ZM157 51H158V49H157ZM165 51H166V49H165ZM169 51V50H168ZM167 51V52H168ZM188 51V50H187ZM203 51H201V52H203ZM207 51H204L205 52V54L207 53V54H209V52H207ZM243 51H245V49L243 50ZM242 51V52H243ZM249 51V50H248ZM254 50H252L251 52H249V57L251 56V54H252V57H254L253 56V54H254V52H253ZM70 52V53H69ZM77 52H78V50H77ZM83 52V51H82ZM89 52H91V50L89 51ZM96 52V51H95ZM190 52V51H189ZM189 52H186L185 53V59L186 60H184V62H185V64H186V61H187V58L186 57H190L189 55H187V54H189ZM213 52V51H212ZM238 52H240L239 50L236 52V53H238ZM242 52H240V54L242 53ZM245 52H247V51H245ZM244 52V53H245ZM253 52V53H252ZM263 52V54H264V51H262ZM81 53V52H80ZM84 53V52H83ZM96 53H98V52H96ZM160 53V52H159ZM158 53V54H159ZM200 53V52H199ZM211 53V52H210ZM235 53V54H236ZM244 53H242L241 54V56L240 57H242V55L244 54ZM251 53V54H250ZM259 53H261V52H259ZM72 54V55H71ZM91 54V53H90ZM93 54V53H92ZM169 54V53H168ZM171 54V53H170ZM169 54V55H170ZM204 54V53H203ZM247 54V53H246ZM257 53L255 52V55H256ZM263 54H261V55H263ZM75 55V54H74ZM77 55H78V53H77ZM76 55V56H77ZM162 55V54H161ZM165 55V54H164ZM164 55H162V56H164ZM167 55V54H166ZM165 55V57L167 58V56ZM187 55V56H186ZM257 55H259V54H257ZM75 56V57H76ZM80 56V55H79ZM86 56V55H85ZM92 56V55H91ZM206 56V55H205ZM208 56V55H207ZM210 56H212L211 54H210ZM209 56V57H210ZM238 56V57H239ZM74 57V58H75ZM169 57V56H168ZM236 57H237V55H236ZM244 57V56H243ZM258 57H260V55L258 56ZM79 58V57H78ZM166 58H164V59H166ZM181 58V57H180ZM247 58V57H246ZM251 58V57H250ZM262 58H263V56H262ZM262 58H258V59H261V60H259V62H257V66L260 64V63H262L261 61H263L262 60ZM81 59V58H80ZM90 59V58H89ZM91 59H94V58H91ZM207 59V58H206ZM238 59H240V58H238ZM245 59V58H244ZM252 59H256V57L255 58H252ZM258 59H256V61L258 60ZM18 60V59H17ZM74 60V59H73ZM79 60V59H78ZM78 60H76L74 63H76ZM86 60V59H85ZM159 60V59H158ZM178 60H180V59H178ZM178 60H176V62L178 61ZM209 60V59H208ZM247 60V59H246ZM248 60H249V58H248ZM93 61H95V60H93ZM162 61V60H161ZM161 61H159V62H161ZM166 61V60H165ZM165 61H164V63H165ZM167 61H168V59H167ZM188 61H190L191 62V60H188ZM207 61V60H206ZM240 61H242V60H240ZM253 61V60H252ZM251 61V63L249 62V64L250 65H253V64H255V61H254V63ZM101 62H103V61H101ZM170 62V61H169ZM176 62H171V63H175L174 64V69L175 70H173V65L171 66V70H173L174 72L172 73V76L170 77V79H172V77L174 78V79H176L177 81H179V83L181 84V86L182 85H184V87H185V85L187 84V82H188V84H189V82H190V84L192 85L193 84V86L195 87V89H196V87H198L199 88V90H201V91H199L198 90V88H197V91H199V92H202L201 94L202 95H207V96H209V95H220L221 94V92H219V91H221L220 89H217L216 88V85H217V83L219 84L220 83V81L218 82V81H215V76L212 78V79H214V80H212V82L210 81V78L213 76V74H212V70L214 69V68H211L207 63H204V64H201V63H199V64H197L198 62H195V61H193L192 63H187V68H189V70L191 71L190 73V76H188L189 75V73H187V70H186V66H185V64H184V66H183V68H184V71H183V68H182V65H183V63L182 64H180L181 62H183V61H181L180 63H176ZM209 62V61H208ZM248 62V61H247ZM19 63V62H18ZM67 63V64H68ZM70 63V64H71ZM78 63V62H77ZM85 63V62H84ZM194 63L195 64H197V65H194ZM245 63V62H244ZM69 64V65H70ZM79 64V63H78ZM78 64H76V65H78ZM91 64H93V62H91ZM103 64V63H102ZM128 64V62L126 63V66H128L127 65ZM130 64V63H129ZM159 64V63H158ZM162 64V63H161ZM169 64V63H168ZM241 64V63H240ZM247 64V63H246ZM245 64V65H246ZM249 64H247V65H249ZM12 65H13V63H12ZM19 64H16V66H18ZM169 65H171V64H169ZM208 65V66H207ZM238 64H236V66H237ZM242 65V64H241ZM240 65V66H241ZM20 66V65H19ZM74 66H75V64H74ZM74 66H73V68H74ZM99 66V65H98ZM132 66H134V65H132ZM195 66H197V67H195ZM259 66H261V65H259ZM15 67V66H14ZM21 67V66H20ZM67 68H68V66H66ZM70 67H72V66H70ZM92 67V66H91ZM159 67V66H158ZM242 67V66H241ZM251 67H254V66H251ZM264 66L262 65L261 66V68H263ZM89 68V67H88ZM125 68H128V67H125ZM157 68V67H156ZM166 68V67H165ZM199 69V72H197V70ZM236 68V67H235ZM234 68V69H235ZM243 68V67H242ZM241 68V69H242ZM247 68V67H246ZM245 68V69H246ZM260 68V69H261ZM21 69V68H20ZM69 69V68H68ZM98 69V68H97ZM97 69H96V72H97ZM134 70L136 69V68H133ZM139 69V68H138ZM137 69V70H138ZM244 69V70H245ZM256 69H259V68H255L254 70H256ZM22 70V71H23ZM92 70V69H91ZM99 70V69H98ZM127 70H129V72H127V75H128V77L129 76H133V74H132V71H131V66L129 67V69H127ZM136 70V71H137ZM170 70V69H169ZM240 69H238L237 71H239ZM243 70V69H242ZM243 70V71H244ZM70 71V70H69ZM90 71V70H89ZM102 71V70H101ZM125 71H126V69H125ZM186 71V72H185ZM215 71V70H214ZM235 71V70H234ZM237 71H235V72H237ZM249 71V70H248ZM262 71H263V69H262ZM261 71V72H262ZM99 72V71H98ZM103 72H104V70H103ZM183 72H185V74L183 73ZM189 72V71H188ZM211 72V73H210ZM217 72V71H216ZM252 72V71H251ZM259 72H260V70H259ZM259 72H257V73H259ZM71 73V72H70ZM88 73V72H87ZM165 73H166V71H165ZM168 73V72H167ZM198 73V74H197ZM218 73V72H217ZM246 73V71L244 72V74ZM250 73V72H249ZM248 73V74H249ZM256 73V74H257ZM90 74H92V73H90ZM98 74H100V73H98ZM97 74V75H98ZM103 74V73H102ZM137 74V73H136ZM187 74V75H186ZM199 74L201 75V76H199ZM216 74V73H215ZM252 74V73H251ZM251 74H250V76L249 77H251ZM30 75V76H29ZM88 75V74H87ZM101 75V74H100ZM171 75V73L168 75V77ZM218 75H219V73H218ZM253 76H254V74H253ZM256 76V75H255ZM257 76H259L258 74H257ZM264 74L262 73V75L260 74V76H259V80H253L252 81V77L250 78L251 79V81L252 82H255V86H256V84L257 85H261L262 84V86H264ZM74 77V76H73ZM82 77V76H81ZM79 78V79H83L84 77H82V78ZM86 77V76H85ZM95 77H96V75H95ZM125 77H127V76H125ZM134 77V76H133ZM247 77V76H246ZM218 78H219V76H218ZM218 78H216V79H218ZM248 78V77H247ZM255 78V77H254ZM258 78V77H257ZM10 79V78H9ZM76 79V78H75ZM136 79V78H135ZM134 79V80H135ZM174 79H172L173 81H175V83H178V82H176V80H174ZM222 79V78H221ZM77 80V79H76ZM129 80V79H128ZM78 81V80H77ZM84 81V80H83ZM125 81V80H124ZM123 81V82H124ZM127 81V80H126ZM137 81V80H136ZM215 81V82H214ZM223 81V80H222ZM250 81V83L252 84V82ZM1 82H2V78H1ZM0 82V127H1V129H0V132L3 134V135H7V133H5L6 131L8 132V134L9 133H12L15 137H18L19 136V134H20V132H21V130L23 129V126L22 125H24L25 124V122L28 120H26V118L24 119L25 120V122L23 121V120H17L15 117H16V112L18 113V111H20L21 112V108L23 107V104L24 103H21V102H24V101H20V100H23L21 97H19L18 95H20V94H18V95H15L16 93H14V95H12L13 97H12V101H14V102H12L13 104H11V101H9L8 100V98L4 95L5 94V92H7V90L9 89V87L5 84V82H2L1 83ZM31 82V83H32ZM54 82V83H53ZM123 82H121V85L123 84ZM209 82H211V85L212 84H215L214 85V87L216 88V89H214L213 88V85L211 86L210 85V83ZM214 82V83H213ZM244 82V81H243ZM242 82V83H243ZM51 83H53V84H51ZM58 83V84H57ZM118 83V82H117ZM125 83V82H124ZM249 83V84H250ZM54 84H57L56 86H54ZM222 84V83H221ZM254 84V83H253ZM53 85V86H52ZM75 85V86H74ZM125 85V84H124ZM139 85H140V83H139ZM178 85V84H177ZM234 85V86H233ZM239 85V84H238ZM246 85V84H245ZM128 86V85H127ZM141 86H142V84H141ZM190 86V85H189ZM219 85H217V87H218ZM229 87H232V89L230 88L229 90H228V88H227V91L229 92H226V90H223L224 91V93L226 92V93H228V94H230V95H236L238 92H240V91H238L236 94H232L231 93V91L233 92H236L235 90H237L240 86H237L236 85V83L234 84V83H232V86L229 84L228 85ZM252 86V85H251ZM177 87V86H176ZM194 87H193V89H194ZM241 87H243V86H241ZM257 87V86H256ZM179 88H181L180 86H179ZM183 88V87H182ZM192 88V87H191ZM201 88V89H200ZM209 88H212V89H209ZM219 88V87H218ZM245 89H246V87H244ZM244 88H240L241 89V93H242V95H244L245 93H246V91L247 90H245ZM254 88V87H253ZM262 88V87H261ZM178 89V88H177ZM176 89V90H177ZM186 88H184V90H185ZM188 89H190L189 87L187 88V90H185V91H183V93L184 92H186V91H188ZM213 89L215 90V91H213ZM240 89H238V90H240ZM245 91H244V90ZM39 90V89H38ZM39 90V91H40ZM140 90L142 91H144V89H141L140 88ZM183 90V89H182ZM181 90V91H182ZM219 90V91H218ZM242 90L244 91V92H242ZM222 91V92H223ZM41 92H42V90H41ZM40 92V93H41ZM50 92V93H49ZM145 92V91H144ZM177 93H178V91H176ZM175 92V93H176ZM217 92V94H215V93ZM48 93V94H47ZM141 94H142V92H140ZM146 93V92H145ZM159 93V92H158ZM182 93V94H183ZM194 93V95L193 94H190L189 93V91H188V94H187V92H186V94L184 93V96L186 95V98H190L192 95H193V97L192 98H194L196 101H198L197 103H198V108L200 109H202V108H204L203 107V105H205L203 102H202V100L203 99H199V94L200 93H195V92H193ZM144 95V94H143ZM142 95V96H143ZM146 95V94H145ZM175 95V94H174ZM198 95V96H197ZM222 95V94H221ZM225 95V94H224ZM227 95V94H226ZM240 95V94H239ZM177 96V95H176ZM145 97V96H144ZM173 97V96H172ZM171 97V98H172ZM14 98V99H13ZM20 98V99H19ZM87 98V97H86ZM201 98V97H200ZM194 100V101H195ZM88 101V100H87ZM221 101V100H220ZM20 102V103H19ZM224 102V101H223ZM77 103H76V106H77V108H80L81 106H79V105H77ZM219 103H222V102H219ZM75 104V103H74ZM74 104H72L73 106H74ZM150 104V103H149ZM149 104H147L148 106H149ZM12 105H13V107H14V110H16L15 112H14V114L12 115L11 114V111H10V109H11V107H12ZM22 105V106H21ZM57 105V106H58ZM71 105V106H72ZM224 105V104H223ZM56 106V105H55ZM79 106V107H78ZM85 106V107H86ZM21 107V108H20ZM31 107H32V105H31ZM70 107V106H69ZM84 107V108H85ZM157 107V106H156ZM33 108V107H32ZM69 110H67V109ZM154 108V107H153ZM182 108V107H181ZM186 110H184V111H187V108L186 107H184ZM197 108V107H196ZM195 108V109H196ZM21 109V110H20ZM24 109V108H23ZM30 109V108H29ZM62 109V108H61ZM75 108L73 107V110H74ZM89 110H90V112H92L91 111V109L90 108H88ZM143 110H144V107L142 108ZM183 109V108H182ZM200 109V110H201ZM32 110V109H31ZM77 110H79V109H77ZM58 111H59V109H58ZM57 111V112H58ZM72 111V112H71ZM183 111V113L184 114H186V113H188V112H184ZM206 111V110H205ZM75 112V111H74ZM79 112V111H78ZM89 112V113H90ZM195 112V111H194ZM198 112H201V111H198ZM203 112H204V110H203ZM55 113V112H54ZM72 113H73V115H72ZM145 113H146V111H145ZM147 113H149V112H147ZM146 113V114H147ZM193 113V112H192ZM191 113V114H192ZM40 114V113H39ZM153 114V113H152ZM151 113L149 114V117H145V118H143L142 116H143V113H142V116L141 115H139V116H141L142 118H140L139 119V122H140V120H142L143 122H146V121H149V120H151L152 119V117H153V115H152ZM201 114V113H200ZM41 115V114H40ZM44 115V114H43ZM155 115V114H154ZM201 115H203V114H201ZM15 116V117H14ZM56 116H58L57 114H56ZM148 116V115H147ZM19 117V116H18ZM43 117V116H42ZM74 117V118H75ZM78 117H79V115H78ZM78 117H76V118H78ZM205 117H206V115H205ZM208 117V116H207ZM80 118H81V116H80ZM209 118V117H208ZM60 120V119H59ZM79 120V119H78ZM203 120V119H202ZM205 120V122L206 123H208L207 121H208V119L206 118V119H204ZM207 120V121H206ZM31 121V120H30ZM62 121V120H61ZM154 121L155 120H153V122L152 123H154ZM22 123V125H21V123ZM32 122V121H31ZM40 122V121H39ZM138 122V123H139ZM151 122V121H150ZM29 123V122H28ZM27 123V124H28ZM84 123V122H83ZM157 123L158 122H156V123H154L153 125H157ZM205 123V124H206ZM27 124H25L26 126H27ZM41 124V123H40ZM63 124V125H64ZM93 124V123H92ZM144 124V125H143ZM139 123L136 127V129H137V131H139L138 133L136 132V134H138L136 137H137V140H138V143H140L141 145L142 144H146V143H148L150 140L152 141L151 143H153V141H154V138H152V134H151V132H152V130H153V128L151 127V125H149V126H147L145 123ZM54 125V124H53ZM63 125H62V127H63ZM82 125V124H81ZM185 125V126H184ZM207 125V124H206ZM205 125V126H206ZM29 126H31V124L29 125ZM168 126V125H167ZM176 126V125H175ZM196 126V125H195ZM216 126H218V125H216ZM59 129H58V128ZM90 127V126H89ZM88 127V128H89ZM158 127V126H157ZM156 126H155V128H157ZM189 127H191V128H189ZM22 128V129H21ZM24 128H25V126H24ZM58 129L59 130V132H58V134H56L57 133V131L55 130V129ZM165 128L166 127H164V130H165ZM169 128V127H168ZM188 128V129H187ZM213 128H215V127H213ZM33 130V131H36L37 132V129L35 130V129H32V126L29 128V129H27V127L25 128V129H23V130ZM135 129V130H136ZM160 130V128L158 127L157 128V130ZM22 130V131H23ZM52 130H54V132H52ZM85 130H87V129H85ZM192 130H190V131H192ZM215 130H217L218 131V129L217 128H215ZM219 130H220V128H219ZM90 131V130H89ZM39 132V131H38ZM37 132V133H38ZM41 132H39V133H41ZM47 132V133H46ZM56 132V133H55ZM206 132H207V130H206ZM214 132H216V131H214ZM220 132H222V131H220ZM5 133V134H4ZM33 133V132H32ZM36 133V134H37ZM38 133V134H39ZM88 133V132H87ZM90 133H92L91 131H90ZM192 133V134H191ZM195 133V132H194ZM201 133V132H200ZM217 133L218 132H216V136H217ZM12 134H10L9 136H11ZM21 134H22V132H21ZM21 134H20V137H21ZM35 134V133H34ZM55 134L56 135H58V137H55ZM40 135V134H39ZM43 135V134H42ZM88 135L90 136L91 134H89L88 133ZM88 135H87V137H88ZM192 135H194V136H192ZM44 136V135H43ZM91 136H93V135H91ZM19 137V138H20ZM41 137V136H40ZM39 137V138H40ZM48 137L46 138V140L48 139ZM86 137V136H85ZM196 137H198V134H197V136ZM217 138V137H216ZM41 139V138H40ZM44 139V138H43ZM50 139H48V141L47 142H51V140ZM90 139H92V138H90ZM94 139H95V137H94ZM153 139V140H152ZM194 139V141H191V140H193ZM249 139H251V138H249ZM248 139V140H249ZM262 139H263V137H262ZM16 140V139H15ZM46 140H44V142H46ZM87 140H89V139H87ZM252 140V139H251ZM259 140H261V137H260V139ZM264 140V139H263ZM262 140V142H264ZM37 141H40V140H37ZM81 141V142H80ZM226 141V140H225ZM14 142V141H13ZM16 142H17V140H16ZM79 142L80 143H82L81 144V146H80V144H79ZM92 142H93V140H92ZM222 142V141H221ZM227 142V141H226ZM248 142V141H247ZM86 143H88V141L86 142ZM90 143H91V141H90ZM220 143V142H219ZM222 143H225L224 141L222 142ZM221 143V144H222ZM41 145H43V143H40ZM40 144H39V146H40ZM45 144V143H44ZM226 144H228V142L226 143ZM51 145V146H50ZM78 145H79V147H78ZM148 145V144H147ZM162 145H164V144H162ZM161 145V146H162ZM219 145V144H218ZM221 145H219V147H220ZM224 145L222 144V147H223ZM226 146V145H225ZM223 147L224 149L226 148V147ZM34 147V148H33ZM41 147V146H40ZM104 147H105V145H104ZM174 148V149H172V148ZM221 147V148H222ZM249 147H251V145L249 146ZM39 148V147H38ZM37 148V149H38ZM42 148V147H41ZM222 148V149H223ZM229 148V147H228ZM3 149V148H2ZM89 149V148H88ZM87 149V150H88ZM220 149V148H219ZM223 149V153L225 152L226 153V151L228 150V149H226V150H224ZM49 150H48V152H49ZM58 150H59V152H58ZM105 150V149H104ZM4 151V150H3ZM3 151H2V154H3ZM7 151H8V149H7ZM13 151V150H12ZM34 151V150H33ZM58 153H56V152ZM110 151H111V149H110ZM37 152V151H36ZM81 152V151H80ZM88 152V151H87ZM86 152V153H87ZM113 152V151H112ZM14 153V152H13ZM54 153H56L57 155H54ZM107 153H108V151H107ZM111 153V152H110ZM119 153V152H118ZM220 153V152H219ZM228 153V152H227ZM2 154H0V156L2 155ZM17 154V153H16ZM34 154H35V156H34ZM81 154H82V152H81ZM84 154V153H83ZM89 154V153H88ZM88 154H86V155H88ZM230 154V153H229ZM5 155H6V153H5ZM20 155H21V153H20ZM43 155V154H42ZM41 155V156H42ZM109 155V154H108ZM111 155H113V154H111ZM10 156V155H9ZM12 156V155H11ZM15 156V155H14ZM21 156H23V154L21 155ZM89 156V155H88ZM117 156V155H116ZM229 155H227L226 157H228ZM4 157H7V156H4ZM3 157V158H4ZM13 157V156H12ZM12 157H11V159H12ZM34 157V158H33ZM43 157H44V155H43ZM90 157V156H89ZM91 157H93V156H91ZM109 157H110V155H109ZM223 157H225L224 155H223ZM2 157H1V159H3ZM14 158V157H13ZM120 158H121V156H120ZM146 158V157H145ZM0 159V160H1ZM5 159V158H4ZM10 159V160H11ZM17 159V158H16ZM37 159H38V161H37ZM57 159L55 160V161H57ZM87 159V158H86ZM144 159V158H143ZM156 159V158H155ZM15 160V159H14ZM21 160V159H20ZM116 160V159H115ZM121 160V159H120ZM247 160V159H246ZM15 161H17V160H15ZM34 161V162H33ZM37 161V162H36ZM43 161H44V163H43ZM89 161V160H88ZM91 161V160H90ZM89 161V162H90ZM93 161H94V159H93ZM117 161H118V159L116 160V163H117ZM247 161H249V160H247ZM46 162V163H45ZM59 162V161H58ZM84 162V161H83ZM95 162V161H94ZM121 162V161H120ZM158 162H159V164H158ZM198 162H200V163H207L208 164V167H207V174H214V179H213V177H211L212 179H207L206 180V183H204L205 184V188L206 189H208L209 190V200H208V202H207V205H206V207H207V209L205 208V210L206 211H208V209H209V211L211 210V212L213 211V210H215V211H213V212H216V214L218 215L219 214V216H217L216 215V217H218L219 219H217L216 217H215V215L213 216V217H215L216 219H215V221L217 220H219V223H220V219H222V221L223 222H221L219 225H223L222 223H224V225L228 228V230L229 231H231V230H233V228L236 226L237 227V229H239V231H241V232H239V233H237L236 231L237 230H235V232L237 233V235L239 234L240 235V237L242 236L243 237V239H245V241H243V240H241V241H243V242H246L247 241V243L245 244V243H243V242H240V243H238V244H240V245H242L241 247H240V245L238 246L239 248L238 249H236L237 251H242L241 249H243V251L241 252L242 254H240V252H238L237 253V251H235L236 252V256H235V252H233V250L235 249V248H237L236 246L234 247V249L233 250H229V252H228V248H224V250L223 251H221V254L220 255H217V254H215V253H213V252H211L209 249H211L210 247H209V249H208V245L209 244H207V248H206V246L204 247L203 246V244H206L207 242H204L203 244H202V246L200 247V246H198L199 245V242L197 243V240H199V239H197L196 237H198L199 236V238H204L203 236H205V233H203L202 231L203 230H205L204 229V226L202 225V220L200 219V217L199 218H194L193 216H196V215H193V214H195V213H191V212H195L196 211V209L197 208H193L192 207V204H191V202H190V197H192L193 195H194V192L192 193V194H190V192L189 191H193V186H192V180H191V178L193 177L191 174H190V177L191 178H189L188 176H189V172H191L192 173V171L193 170H191L192 168H193V165L194 164H196V163H198ZM245 162V161H244ZM9 163H11V161L9 162ZM20 163H21V161H20ZM39 163H41V167H44L45 165H47L48 164V167L46 166L45 167V169L46 170H38L39 168H40V166L38 165V168L36 169V167L37 166H35V164H39ZM54 163V162H53ZM226 163V164H227ZM4 164V163H3ZM7 164V163H6ZM13 164H15V163H13ZM42 164H44V165H42ZM80 164H82V163H80ZM90 164V163H89ZM89 164H87V165H89ZM205 164H204V166H203V168H205L206 166H205ZM16 165V164H15ZM19 165V164H18ZM22 165V164H21ZM54 165H56V164H54ZM97 165V164H96ZM198 165H201V164H198ZM228 165V164H227ZM231 165V164H230ZM247 165H249V162H246V163H244V166L243 165H240L241 166V168H242V171L244 170V172H245V174L247 173V175H245L244 174V176L242 177L243 179H246L247 180V177L248 178H251L252 177V173H250V172H252V170H251V167H250V165L249 166H247ZM12 166V165H11ZM23 166V165H22ZM78 166V167H77ZM81 166V165H80ZM95 166V165H94ZM243 166V167H242ZM7 167V166H6ZM88 167V166H87ZM96 167V166H95ZM101 167V166H100ZM13 168V167H12ZM17 168V167H16ZM54 168H55V166H54ZM52 169L53 171H56L55 169ZM57 168V167H56ZM80 168H82V167H80ZM231 168V167H230ZM11 169V168H10ZM22 169V168H21ZM49 169V170H48ZM179 169V170H178ZM181 169V170H180ZM227 169V168H226ZM228 169H229V167H228ZM250 169V170H249ZM67 170V169H66ZM70 170V169H69ZM71 170H72V168H71ZM100 170H101V172H100ZM191 170V171H190ZM17 171H19V170H16V172ZM28 171V170H27ZM39 171V172H38ZM98 171H99V173H98ZM123 171V172H124ZM227 171V170H226ZM250 171V172H249ZM13 172H15V168H14V170H13ZM20 172V171H19ZM81 172H82V170H81ZM91 172V171H90ZM122 171H121V175H122V173H123ZM219 172V173H218ZM224 171H222V173H223ZM54 173V172H53ZM56 174L55 175H57L58 176V173L57 172H55ZM70 173V172H69ZM84 173V172H83ZM88 173H89V171H88ZM108 173V174H107ZM112 175H111V174ZM118 173H120V171H118ZM183 174L184 175V179H183V183H181L180 184V186H179V184H177L176 186L177 187H175L174 185H175V181L177 182L178 181V175L179 174ZM21 174H22V172H21ZM24 174V173H23ZM22 174V175H23ZM60 174V173H59ZM76 174V173H75ZM81 174V173H80ZM90 174V173H89ZM92 174V173H91ZM107 174V175H106ZM203 174H204V172H203ZM225 174V175H226ZM248 174H250L249 176H248ZM109 175V176H108ZM111 175V176H110ZM188 175V176H187ZM220 176H221V173L219 174ZM21 175H19V177H20ZM87 176V175H86ZM119 176H120V174H119ZM175 176V177H174ZM212 176V175H211ZM223 176H224V174H223ZM18 177V176H17ZM16 177V178H17ZM18 177V178H19ZM21 177H23V178H21V179H25V176H21ZM59 177V176H58ZM54 178V179H60V178ZM63 177H64V175H63ZM73 177H74V175H73ZM79 178V176H76V178ZM87 177H89V176H87ZM115 177V176H114ZM225 177H224V180H225ZM61 178H62V176H61ZM65 178V177H64ZM76 178H74V180L76 179ZM206 178V177H205ZM20 179V178H19ZM80 180L82 179V178H79ZM86 179V178H85ZM162 179H164V180H162ZM220 179H221V177H220ZM251 179H253V177L251 178ZM26 180V181H27ZM61 180V179H60ZM77 180V179H76ZM89 180V179H88ZM227 180H226V182H227ZM237 180V183H239L238 181H240V180H238V179H236ZM250 180V179H249ZM249 180L248 181H246V183L248 182V184H249V186H250V184L252 183V182H250L249 183ZM53 181V182H52ZM62 181V180H61ZM82 181V180H81ZM91 181V180H90ZM156 182H158L157 180H155ZM154 181V182H155ZM233 181V182H232ZM19 182H23V183H26V182H24V180L23 181H19ZM28 182V181H27ZM74 182L75 183H77L76 181H73V185H74ZM215 182H217V183H215ZM53 183H55L54 185H57V188H58V186L59 187H62V193L59 191V188H58V190L56 189L55 190V188L52 186L53 185ZM79 183H81V182H79ZM83 183V182H82ZM222 183H224V185L222 184ZM28 184V183H27ZM247 184V185H248ZM20 185V184H19ZM26 185V184H25ZM83 185H85V184H83ZM159 185V184H158ZM223 185V186H222ZM238 185V184H237ZM245 185V184H244ZM246 185V186H247ZM64 186H66V185H64ZM96 186L98 187V188H96ZM234 186V185H233ZM240 187H238V188H242V186H241V184L239 185ZM29 187V186H28ZM78 187V186H77ZM174 187V188H173ZM244 187V186H243ZM14 188V187H13ZM250 188V187H249ZM31 189V188H30ZM74 189H76V188H74ZM86 189V188H85ZM238 191H240V192H238ZM14 190H15V188H14ZM19 190V189H18ZM32 190V189H31ZM30 190V191H31ZM61 190V189H60ZM87 190V189H86ZM159 190V191H158ZM250 190V189H249ZM57 191V192H56ZM58 191H59V193H58ZM85 191V190H84ZM14 192V191H13ZM17 192V191H16ZM29 192V191H28ZM27 192V193H28ZM78 192H80V191H78ZM189 192V193H188ZM18 193V192H17ZM26 193V194H27ZM30 193V192H29ZM82 193V192H81ZM239 193H241V194H239ZM82 194H84V193H82ZM89 194V193H88ZM6 195V194H5ZM14 195V194H13ZM13 195H12V197H13ZM16 195V194H15ZM241 195H245V197H246V200L248 201V202H246V200H243L245 197H242ZM249 196V197H248ZM7 197V196H6ZM11 197V196H10ZM16 197V196H15ZM193 198V197H192ZM243 198V199H242ZM10 199V198H9ZM12 199H14V197L12 198ZM4 201H6L7 202V200H4ZM14 201V200H13ZM87 201V200H86ZM192 201V200H191ZM246 202V203H245ZM133 203V202H132ZM9 204H10V202H9ZM11 204H12V202H11ZM158 204H159V202H158ZM88 205V206H87ZM232 206H234V207H232ZM238 208H237V207ZM230 207L231 208H233V210H231L230 209ZM11 208V209H12ZM195 209V210H193V209ZM203 208V207H202ZM230 209V210H229ZM199 210V209H198ZM205 210L203 211V212H205ZM81 211V212H82ZM109 213H108V212ZM112 211H114V212H112ZM158 211V210H157ZM236 211H237V218H235L234 216V213H236ZM242 211V210H241ZM245 211V210H244ZM112 212V213H111ZM160 212H161V210H160ZM199 212V211H198ZM202 212V213H203ZM212 212V214H214ZM233 213V215L232 214H230V213ZM83 213V212H82ZM111 213V214H110ZM202 213H199L200 215L202 214ZM208 213H210V212H208ZM10 214H12V213H10ZM12 214V215H13ZM93 214V213H92ZM158 214V213H157ZM240 214V215H239ZM89 215H90V213H89ZM105 215H107V218H106V216ZM159 215H161V213H159ZM193 215V216H192ZM198 215V214H197ZM199 215V216H200ZM203 215V214H202ZM249 215L250 216H252V211L250 210L249 211ZM205 216H206V219H207V214L205 213ZM208 216H209V214H208ZM115 217V216H114ZM153 217H155V216H153ZM157 217V216H156ZM202 217V216H201ZM210 217V216H209ZM160 218V217H159ZM71 219V220H70ZM196 219V220H195ZM198 219V220H197ZM209 219V218H208ZM14 220V219H13ZM92 220V221H91ZM159 220V219H158ZM201 220V221H200ZM210 220H211V218H210ZM213 220V219H212ZM90 221L92 222V223H90ZM94 222V223H93ZM212 223L211 224H213V221H211ZM88 223V224H87ZM204 224V223H203ZM214 224H217V222H215ZM213 224V225H214ZM218 224H217V226H218ZM76 225V224H75ZM89 225V226H90ZM183 225H184V227H183ZM13 226V225H12ZM172 226V228H174ZM178 226V225H177ZM194 226V228H193V230H191L192 229V227ZM66 227H68V228H66ZM69 227L70 228H74V230L70 233V235H72V237L68 234V232H66V235L68 234L69 235V239L71 238L73 241H76V242H79L78 244H76V242L74 243V242H70V241H67L68 240V236H66V235H64L65 234V230H69ZM176 227V226H175ZM210 227H213V226H210ZM209 227V228H210ZM214 227H215V225H214ZM177 228V227H176ZM185 228V229H184ZM14 229V228H13ZM87 229V230H88ZM93 229V228H92ZM91 229V230H92ZM162 229V228H161ZM168 229V228H167ZM170 229H171V227H170ZM178 229V228H177ZM177 229H175V230H177ZM180 229V230H181ZM194 229H196V231L195 232H193L194 231ZM215 229V228H214ZM18 230H16V231H18ZM22 231H23V228L21 229ZM20 230V231H21ZM25 230V229H24ZM86 230V231H87ZM159 230H160V228H159ZM219 230H220V226H219ZM15 231V232H16ZM81 231V232H80ZM85 231V230H84ZM95 231V230H94ZM102 231V230H101ZM100 231V232H101ZM104 231V230H103ZM103 231H102V234L100 235V233H99V237L101 236V237H103V238H105V235H103V234H105V232L103 233ZM80 232V233H79ZM95 232H99V230H97V231H95ZM153 232V234H156V233H154V231H152ZM157 232V231H156ZM184 232V231H183ZM201 232H202V235H201ZM204 232H206V231H204ZM234 232V233H235ZM243 232V233H242ZM20 234H21V232H19ZM24 233V232H23ZM193 233V234H192ZM194 233H200V235L199 234H197L198 236H196V237H194V238H196V239H193V235H194ZM241 233V234H240ZM244 236H243V235ZM23 235V234H22ZM26 235V234H25ZM157 235V234H156ZM163 235V234H162ZM162 235H159L158 236V238H156L157 240H156V243H157V245H158V250L159 251H162L163 249H164V238L166 239V241H168V240H170V238H172L173 236H172V234H169V235H166V237L164 236V238L162 237ZM214 235H215V232H214ZM64 236V237H63ZM65 236H66V238H67V240L65 241V242H61V241H63V239L65 238ZM184 236V237H185ZM202 236V237H201ZM235 235L233 234V236L232 237H234ZM22 237V236H21ZM24 237V236H23ZM75 237H76V239H75ZM77 237L79 238V239H77ZM98 237V239L100 240V241H102V240H104L103 238H99ZM208 237V236H207ZM237 237V236H236ZM235 237V238H236ZM239 237V238H240ZM153 238V237H152ZM218 238V237H217ZM216 238V239H217ZM235 238H233V239H231L233 242H234V239ZM238 238V237H237ZM25 239V238H24ZM146 239H148V237L147 238H145V240ZM185 239V238H184ZM183 239V240H184ZM215 238H213V240H214ZM254 239H255V241H256V239H257V243L254 241ZM201 240V239H200ZM230 240V241H231ZM239 240V241H240ZM105 241V240H104ZM144 241V240H143ZM142 241V242H143ZM201 241H203V240H201ZM60 242L62 243L61 245H60ZM71 244H70V243ZM150 241H145L143 244H144V246L145 245H148V243H149ZM236 242L237 241H235V245H236ZM249 242V243H248ZM264 242V241H263ZM73 243V244H72ZM230 243V242H229ZM260 243H262V242H260ZM65 245V246H62V245ZM69 244V245H68ZM75 244H76V249H73V248H75ZM183 244V245H184ZM232 244H234V243H232ZM248 244V245H247ZM32 245V246H31ZM71 245H73V247H71ZM83 246H85L84 244H82ZM82 245L81 246H79L80 247V249H81V247H82ZM127 245H128V247H127ZM127 245H125L128 249L126 250V248L124 249V251L123 250H121L122 252L120 253L121 254V256H124V259L126 260L127 258H125V257H128L129 256V254H128V250L129 249H131L132 248V245L130 244H127ZM200 245H201V243H200ZM124 246V247H125ZM130 246H131V248H130ZM213 246V245H212ZM227 246V245H226ZM182 246H180V249L179 250H181V249H183V248H181ZM199 247H200V249H199ZM230 247H233L232 245H230ZM261 247H263V248H261ZM25 248H26V246H25ZM241 248V249H240ZM27 250V249H26ZM78 250V251H77ZM83 250V249H82ZM127 252H126V251ZM227 250V251H226ZM182 252H183V250H181ZM232 251V252H231ZM29 252V251H28ZM123 252H125L126 254H124ZM180 252V251H179ZM182 252H181V254H182ZM223 252V253H222ZM129 253H130V255H132V250H129ZM249 253H253L252 254V256H248V255H251V254H249ZM180 254V257L183 255H181ZM237 254H238V256H237ZM32 256V257H31ZM162 256V255H161ZM166 256V255H165ZM254 256V257H253ZM130 257V256H129ZM174 257V256H173ZM183 258L181 257V259H182V261H183ZM80 259L82 260L81 262H80ZM169 259H171V256H170V258ZM174 259V258H173ZM180 259V260H181ZM93 260V261H92ZM128 260V259H127ZM162 260H164L163 258H162ZM176 260H178L177 258L176 259H174V260H170V264H179V262H180V260H179V262H177ZM264 261V260H263ZM263 261H262V264H263ZM129 263V262H128ZM255 263V264H256ZM152 264H165L164 262H162L161 260L160 261H157L156 262V259H154L153 261H152ZM180 264H181V262H180ZM260 264H261V262H260Z\"/></svg>",
	"mask_w": 264,
	"mask_h": 264
}]
</instances>
